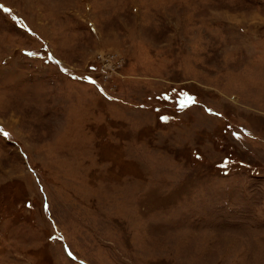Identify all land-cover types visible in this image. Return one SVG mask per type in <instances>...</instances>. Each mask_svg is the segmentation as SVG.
Returning a JSON list of instances; mask_svg holds the SVG:
<instances>
[{
    "label": "rangeland",
    "instance_id": "1",
    "mask_svg": "<svg viewBox=\"0 0 264 264\" xmlns=\"http://www.w3.org/2000/svg\"><path fill=\"white\" fill-rule=\"evenodd\" d=\"M0 264H264V0H0Z\"/></svg>",
    "mask_w": 264,
    "mask_h": 264
},
{
    "label": "snow or ice",
    "instance_id": "2",
    "mask_svg": "<svg viewBox=\"0 0 264 264\" xmlns=\"http://www.w3.org/2000/svg\"><path fill=\"white\" fill-rule=\"evenodd\" d=\"M29 55H34L33 53H29ZM4 135H7V133H4ZM69 255H71V253H69Z\"/></svg>",
    "mask_w": 264,
    "mask_h": 264
}]
</instances>
